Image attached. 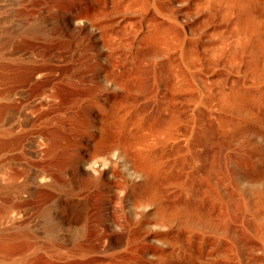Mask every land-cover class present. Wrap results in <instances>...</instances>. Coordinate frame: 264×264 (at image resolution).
Segmentation results:
<instances>
[{"label":"rangeland","instance_id":"rangeland-1","mask_svg":"<svg viewBox=\"0 0 264 264\" xmlns=\"http://www.w3.org/2000/svg\"><path fill=\"white\" fill-rule=\"evenodd\" d=\"M221 1L0 0V264H264V0Z\"/></svg>","mask_w":264,"mask_h":264},{"label":"bare ground","instance_id":"bare-ground-1","mask_svg":"<svg viewBox=\"0 0 264 264\" xmlns=\"http://www.w3.org/2000/svg\"><path fill=\"white\" fill-rule=\"evenodd\" d=\"M208 1V3H209V0H206V2ZM214 1V0H213ZM221 1V0H220ZM227 0H225V2H226ZM222 2V1H221ZM224 2V3H225ZM230 2L231 1H227L226 2V4L224 5V7L225 6H227L228 4L227 3H229V5H230ZM217 3H219L218 1H217ZM228 7H230V6H228ZM230 9H231V7H230ZM229 8H226V10H230ZM225 11V10H224ZM226 12V11H225ZM41 173V172H40ZM35 174H36V172H35ZM47 173H45V175H46ZM33 175V174H32ZM39 176H40V174H38ZM41 175H43V174H41ZM35 176V175H34ZM33 176V177H34ZM38 176V177H39ZM44 176V175H43ZM33 177H31V178H33ZM37 177V176H36ZM45 178V177H44ZM47 178H49V177H47ZM46 180V183H48L49 184V179H45ZM45 182V181H44ZM45 183V184H46ZM76 201V200H75ZM75 201H72V202H69L68 204L67 203H64L62 200L61 201H59V207L60 208H62V213H63V215H62V220H61V222H62V224L64 225V226H66V227H70V228H75L77 231V233H80V232H82L84 229H85V227H87V223H88V219H91L92 218V216L90 215V216H88V214H87V212H85V210H84V206H83V204L81 203V205H79V206H82V207H73V205L76 203ZM78 203V202H77ZM89 212H90V210H89ZM93 212V211H92ZM60 213V212H59ZM61 214V213H60ZM95 217V216H94ZM91 222V221H90ZM89 224V223H88ZM47 228V227H46ZM52 229V228H51ZM51 229H49V230H51ZM74 229V230H75ZM44 230H45V227H44ZM48 230V231H49ZM53 230V229H52ZM47 231V230H46ZM45 231V232H46ZM51 232H53V231H51ZM50 233V232H49ZM84 234V233H83ZM77 235V234H76ZM74 239V238H73ZM75 239H77V238H75Z\"/></svg>","mask_w":264,"mask_h":264}]
</instances>
